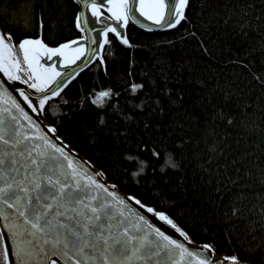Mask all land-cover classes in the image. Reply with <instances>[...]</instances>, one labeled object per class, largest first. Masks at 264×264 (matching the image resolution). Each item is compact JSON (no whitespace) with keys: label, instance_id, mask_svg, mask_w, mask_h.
Masks as SVG:
<instances>
[{"label":"trees","instance_id":"1","mask_svg":"<svg viewBox=\"0 0 264 264\" xmlns=\"http://www.w3.org/2000/svg\"><path fill=\"white\" fill-rule=\"evenodd\" d=\"M76 10L73 0H0V28L37 36L42 13V38L57 44L81 34ZM185 16L159 30L129 21L130 46L109 34L106 64L78 72L59 111L43 117L109 181L167 210L194 241L264 264V0H189ZM132 82L144 88L132 93ZM108 86L120 93L108 109L81 107V97ZM153 146L171 151L179 167L161 171ZM126 153L148 160L146 171L133 177Z\"/></svg>","mask_w":264,"mask_h":264},{"label":"snow or ice","instance_id":"2","mask_svg":"<svg viewBox=\"0 0 264 264\" xmlns=\"http://www.w3.org/2000/svg\"><path fill=\"white\" fill-rule=\"evenodd\" d=\"M83 2L102 24L103 40L91 37L98 47L87 55L89 63L95 59L98 64H106L101 49L111 44L110 32L124 45H131L124 29L130 19L142 24L136 11L158 27H173L186 19L185 8L189 4V0H106L107 11L111 13L108 20L112 22L104 23L101 19L104 13L100 11L103 4L98 0ZM34 19L42 31L43 14ZM89 23L83 13L76 14L77 28ZM74 44L75 41L67 40L50 46L40 36L32 35L17 39L10 29L0 28V72L9 81H21L27 89L34 90L0 80V144L4 146L0 151V219L3 220L0 264H57L53 257H59L64 264H252L251 260H240L237 254L215 258L211 243L190 247L189 232L167 210H158L134 193H121L117 184L107 179L103 168L96 169L62 137L45 131L46 128L52 134L58 131L55 123L44 124L40 117L52 108H55L53 115L59 111L61 90L72 74L66 73L58 79L60 72L55 64L42 63L40 57L51 60L58 54L64 57L60 63L73 65L85 56V44L73 48ZM128 87L136 93L144 84L132 82ZM10 88L18 92L26 105ZM119 95L111 86L94 88L79 103L81 107L88 103L103 110ZM154 103L159 105L160 100ZM144 106V101L136 105ZM111 107L118 110V101ZM4 113L10 117L7 132ZM228 119L231 122L232 117ZM100 123H104L103 111ZM140 146L148 149L147 144ZM151 154L161 161V171L179 167L174 154L166 148L158 150L153 146ZM125 159L136 164L131 172L133 177L144 173L149 165L148 160L131 153H126ZM129 201L159 217L183 239L162 230Z\"/></svg>","mask_w":264,"mask_h":264},{"label":"water","instance_id":"3","mask_svg":"<svg viewBox=\"0 0 264 264\" xmlns=\"http://www.w3.org/2000/svg\"><path fill=\"white\" fill-rule=\"evenodd\" d=\"M73 1H75V0H73ZM76 1L79 2V4H80V8L78 10L79 13H83L85 16H87V18L89 19L90 23L88 25H83V24L81 25V28L84 29L83 31L81 30V28H78L79 31L82 32V35L81 36H77V37H83V39H77V37H74V38H72L70 40L75 41V44L72 46L73 48L77 47L81 43L85 44V56L81 57V59L80 60H77L76 63L73 64V65H68V64L60 63V61L63 60L64 57H61L58 54L55 55V56H52V59L51 60H49L48 57L43 56V55H41V57H40L42 63H54L55 64L57 70L60 72V77H58V79L61 78V77H63L66 73H71L72 74V79H73V78H75V75L78 72H80L81 70L85 69L91 63H93L95 59L92 60L89 63L88 62V59H87V55L91 51V49L98 47V43L97 42H94L91 39V37H96L97 38V41L103 40V37L101 35V32H102V24L101 23H98L97 22V19L95 17H93V15L91 13V9L84 11V7L83 6H85L86 4L83 2V0H76ZM98 2H100L101 4H103V7L100 9V11L104 13L103 17L101 18L103 20V22L104 23L112 22V21H109L108 20V17L111 15V13H109L107 11L108 5H107L106 0H98ZM136 16L142 21V24L150 25V27H143L142 24H137L133 20V23L137 27H140L143 30H159V29H167V28H170V27H158L153 21H150L146 17H143L138 11H136ZM130 20H132V19H130ZM89 29H95V31H91L90 32ZM125 29H126V26H125ZM125 29H124V31H125ZM124 31H122V33H121L122 35L124 34ZM37 34H38L37 36H40L42 38V34H41L40 29H39V31H38ZM55 45L56 44H52L50 46H55ZM101 51H102V49H101ZM77 65H79V67H77ZM85 65H87V66L85 67ZM0 80H4L6 82V84H8V85L15 84L17 87H25L27 89V86L24 85L21 81H9L7 79V77L3 75L2 72H0ZM49 87H51V85ZM64 88H65V86H64ZM27 90L28 91H34V90H31V89H27ZM10 91H12L13 95H15L17 97V99H19L21 101L22 104L26 105V102L23 101V98L19 96L18 92H16L15 89L10 88ZM26 110H29V109L26 107ZM30 114H32L33 116H36L37 115L36 113H30ZM9 119H10L9 115L7 113H4V121H5L4 129H5L6 132L8 130L7 129V122H8ZM43 121H44V124H47V123H45L46 122L45 120H43ZM45 131H48L49 132V135H57V134H52L50 132V130L47 129V128L45 129ZM57 142L59 143L60 141H57ZM3 148H4L3 144H0V151H2ZM78 154H79V156L84 157L80 153H78ZM95 168L98 169L96 166H95ZM119 191L121 193H129V192H126V191H121V190H119ZM129 203L133 207L138 208L139 211L142 214H144L145 216H147L153 223H155L162 230L167 231L169 234L173 235L174 237L183 239L182 237H180V234L175 231V229H173L166 222L160 220L159 217H156L153 213H149L147 211V209L141 207L140 205H135V202H133V201H129ZM2 226H3V220L0 219V228H2ZM201 242H197V241L194 242L193 239H191V241L189 242V246L190 247L202 246L203 243H201ZM223 257L216 256L215 255V258H223ZM53 259H56L57 260V264H64V261L61 260L59 257H53ZM13 260H14V257H13ZM226 264H232V262H226Z\"/></svg>","mask_w":264,"mask_h":264},{"label":"bare ground","instance_id":"4","mask_svg":"<svg viewBox=\"0 0 264 264\" xmlns=\"http://www.w3.org/2000/svg\"><path fill=\"white\" fill-rule=\"evenodd\" d=\"M75 3H76V5H77V13H79V8H80V4H79V2H77L76 0H75ZM84 7V11H86V10H89L90 8L88 7V5H85V6H83ZM76 13V14H77ZM131 23H133V20H129ZM74 22H76V16H75V20H74ZM134 24V23H133ZM135 25V24H134ZM136 26V25H135ZM137 27V26H136ZM109 34H111V35H114L115 36V34L114 33H109ZM82 35V32H81V34L79 35V36H81ZM103 37V36H102ZM117 38V37H116ZM72 39V38H71ZM67 40H70V39H67ZM67 40H65V41H67ZM64 42V41H63ZM41 118L44 120V117H43V115L41 116ZM46 122L45 123H47V124H50L47 120H45ZM57 135H59L58 134V132L56 133ZM60 136V135H59ZM61 137V136H60ZM68 143V142H67ZM69 144V143H68ZM70 145V144H69ZM71 146V145H70ZM72 147V146H71ZM73 148V147H72ZM78 152V151H77ZM78 153H80V152H78ZM81 154V153H80ZM82 155V154H81ZM84 156V155H83ZM85 157V156H84ZM86 158V157H85ZM87 160H89L88 158H86ZM89 161H91V160H89ZM96 167H97V165L93 162V161H91ZM98 168V167H97ZM98 169H100V168H98ZM118 187V186H117ZM118 189L119 190H121L119 187H118ZM121 191H124V190H121ZM192 239V238H191ZM194 241V240H193ZM195 242V241H194ZM201 243H206V242H201ZM200 243V244H201ZM215 255L216 256H221V257H226V256H230L229 254H226V253H223V254H220V253H217V252H215Z\"/></svg>","mask_w":264,"mask_h":264}]
</instances>
